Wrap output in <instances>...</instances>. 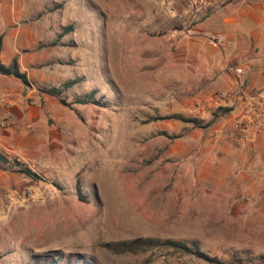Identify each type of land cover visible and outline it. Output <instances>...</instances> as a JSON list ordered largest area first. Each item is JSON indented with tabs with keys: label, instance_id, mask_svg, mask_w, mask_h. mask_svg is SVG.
I'll return each mask as SVG.
<instances>
[{
	"label": "rangeland",
	"instance_id": "374dc122",
	"mask_svg": "<svg viewBox=\"0 0 264 264\" xmlns=\"http://www.w3.org/2000/svg\"><path fill=\"white\" fill-rule=\"evenodd\" d=\"M0 2V60L16 57L32 82L0 75V152L9 161L0 165L9 186L0 198V264L47 256L57 264H264V220L244 206L237 177L213 165L224 139L213 129L225 111L212 105L205 63L180 43L170 7ZM68 82L60 97L39 91ZM91 93V104L74 103ZM176 115L199 125L166 118ZM136 239L196 244L218 263L118 248Z\"/></svg>",
	"mask_w": 264,
	"mask_h": 264
},
{
	"label": "crops",
	"instance_id": "0c3cea01",
	"mask_svg": "<svg viewBox=\"0 0 264 264\" xmlns=\"http://www.w3.org/2000/svg\"><path fill=\"white\" fill-rule=\"evenodd\" d=\"M180 6L179 3L176 4V17H173L176 18V26L182 22L179 19ZM6 7V3L0 2V30ZM208 36L223 37L225 45L210 46L207 43ZM184 37L180 43L188 45L190 50L200 54L205 63L204 85L212 96L217 92L237 87L238 78L244 82V89L248 93L258 92L264 86V0H221L212 7L203 21L188 34H184ZM238 68L243 69L240 76L236 73ZM229 110L225 111L221 122L213 129V132L223 131L225 139L217 140L219 145H222L223 153L220 159H213V165H218L223 168V172L237 177L241 183L242 198L245 199L244 206L251 205L253 216L263 221L264 131L258 133L244 147L233 144L227 139V133L237 111ZM5 179L6 172L0 169V198L3 191L9 189Z\"/></svg>",
	"mask_w": 264,
	"mask_h": 264
},
{
	"label": "built area",
	"instance_id": "2783aa9c",
	"mask_svg": "<svg viewBox=\"0 0 264 264\" xmlns=\"http://www.w3.org/2000/svg\"><path fill=\"white\" fill-rule=\"evenodd\" d=\"M158 3L170 7L176 14V4L180 6L181 23L178 27L182 34H188L201 23L210 13L212 7L221 0H155ZM207 43L210 46L223 47L225 39L219 36H208ZM238 76L243 74V69H236ZM238 86L221 92H217L211 98L212 105L220 111L236 109L231 129L227 133V139L233 144L244 147L253 138L264 131V86L255 93H248L244 89V82L238 78ZM5 99L0 96V105ZM6 117V116H4Z\"/></svg>",
	"mask_w": 264,
	"mask_h": 264
},
{
	"label": "trees",
	"instance_id": "16d2710c",
	"mask_svg": "<svg viewBox=\"0 0 264 264\" xmlns=\"http://www.w3.org/2000/svg\"><path fill=\"white\" fill-rule=\"evenodd\" d=\"M3 49V36H0V55ZM0 75L2 76H9L14 77L20 80L25 86L31 87L32 82L29 79L27 73L22 72L20 70L18 59L15 57L9 65H6L1 62L0 60ZM74 82L65 83L62 88H51V89H39L40 92L47 94L51 97H60L63 94L64 90L71 88ZM94 95L93 93L87 95L83 98H77L74 103L75 104H91L93 102ZM64 102V101H63ZM166 118H177L184 122L193 123L194 125L198 124L199 122L196 119H188L182 116H170ZM9 161L6 156L0 152V165L7 164ZM20 173L27 175L28 177L32 178L33 180L37 181L40 180V177L33 173L29 169H20ZM77 190L80 193V185L79 180L77 181ZM118 248L125 252H136L139 250H149V249H158L164 253L171 254V253H180L184 255H194L205 262L208 263H218L217 259L210 257L209 255L203 253L196 244H188L183 241H176V240H155V239H136L130 242H123L118 245ZM44 264H57L56 261L50 259V257L44 258ZM67 264H77L72 263L71 261L67 262Z\"/></svg>",
	"mask_w": 264,
	"mask_h": 264
}]
</instances>
